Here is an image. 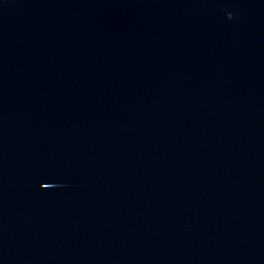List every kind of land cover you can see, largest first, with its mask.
Returning <instances> with one entry per match:
<instances>
[{
    "label": "water",
    "instance_id": "1",
    "mask_svg": "<svg viewBox=\"0 0 264 264\" xmlns=\"http://www.w3.org/2000/svg\"><path fill=\"white\" fill-rule=\"evenodd\" d=\"M0 264H264V0H0Z\"/></svg>",
    "mask_w": 264,
    "mask_h": 264
},
{
    "label": "snow or ice",
    "instance_id": "2",
    "mask_svg": "<svg viewBox=\"0 0 264 264\" xmlns=\"http://www.w3.org/2000/svg\"><path fill=\"white\" fill-rule=\"evenodd\" d=\"M43 187H49L50 185H47V184H44V185H42Z\"/></svg>",
    "mask_w": 264,
    "mask_h": 264
}]
</instances>
